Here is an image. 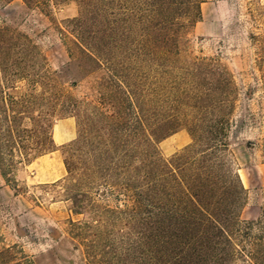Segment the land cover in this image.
<instances>
[{
    "label": "rangeland",
    "instance_id": "rangeland-1",
    "mask_svg": "<svg viewBox=\"0 0 264 264\" xmlns=\"http://www.w3.org/2000/svg\"><path fill=\"white\" fill-rule=\"evenodd\" d=\"M29 2L0 0V28L30 38L48 71L31 69L27 73L36 80L4 83L0 66V161L4 164L0 167V264L79 261V241L70 236L71 223L89 218L73 212L66 161L80 130L107 127L111 101L123 100L121 91L113 87L115 80L134 85L137 98L145 84L155 91L159 106L140 105L139 111L166 120L160 128L152 125L165 140L181 131L191 137L189 130H195L207 141V131L215 133L230 120L227 146L212 152L234 171L245 191L240 219L252 221L264 213V0ZM79 31L99 63L86 48L75 45ZM8 53L16 62L23 56L16 47ZM221 69L233 76L234 88L218 80ZM37 71L41 73L34 77ZM50 83L53 89L48 88ZM64 92L78 107V119L62 113L50 123L54 128L60 120L72 118L76 135L57 146L50 141L46 102L50 93L60 98ZM234 99L231 116L226 103ZM192 144L191 137L188 146ZM186 147L173 154L160 150L170 158ZM77 154L72 162L82 173L79 160L85 157ZM54 155L64 176L44 182L58 168L48 167L45 172L37 164L40 157ZM13 162H21L16 183H7L1 168L7 172Z\"/></svg>",
    "mask_w": 264,
    "mask_h": 264
},
{
    "label": "trees",
    "instance_id": "trees-1",
    "mask_svg": "<svg viewBox=\"0 0 264 264\" xmlns=\"http://www.w3.org/2000/svg\"><path fill=\"white\" fill-rule=\"evenodd\" d=\"M74 43L83 51L86 48L93 61H101L89 51L80 31ZM13 47L21 50L20 62L9 56ZM44 61L30 38L0 28L4 83L36 80L27 72L40 68L47 73ZM218 80H226L234 88L233 76L226 69L219 71ZM49 85L54 88L53 83ZM113 87L121 91L123 100L111 101L113 112L107 127L84 128L78 140L70 144L72 154L66 161L70 186L66 189L74 214L89 218L71 223L70 236L79 241L80 258L70 264H264V213L256 220L240 219L245 191L234 171L212 152L227 146L224 141L230 120L215 133L207 131V141L189 130L194 144L166 158L160 150L165 139L152 129V125L159 126L166 120L139 111L140 105L159 106L155 91L145 84L137 98L134 85L128 82L115 80ZM102 99L101 95V106ZM226 104L232 116L236 100ZM46 106L53 143L50 119L62 113L78 119V107L66 92L60 98L50 93ZM77 153L85 157L79 160L82 173L72 162ZM20 164L13 162L7 172L1 168L7 183H16L15 172Z\"/></svg>",
    "mask_w": 264,
    "mask_h": 264
},
{
    "label": "crops",
    "instance_id": "crops-1",
    "mask_svg": "<svg viewBox=\"0 0 264 264\" xmlns=\"http://www.w3.org/2000/svg\"><path fill=\"white\" fill-rule=\"evenodd\" d=\"M75 122L72 118H66L60 120L53 128V140L57 146H62L75 139ZM191 143V137L181 131L174 135L172 138L166 139L161 142L160 147L168 154H173L176 151L188 146ZM54 153H58L55 151ZM58 168L55 172H52L48 179L44 182H54L64 176V169L62 168L58 156H43L40 157V162L37 164L38 169H43L47 172L48 167Z\"/></svg>",
    "mask_w": 264,
    "mask_h": 264
}]
</instances>
